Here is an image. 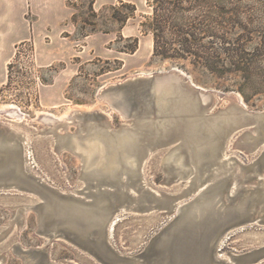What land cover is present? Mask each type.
Segmentation results:
<instances>
[{
	"label": "water",
	"instance_id": "95a60500",
	"mask_svg": "<svg viewBox=\"0 0 264 264\" xmlns=\"http://www.w3.org/2000/svg\"><path fill=\"white\" fill-rule=\"evenodd\" d=\"M102 92L112 108L124 111L118 128H110V113L99 110L76 111L75 132L58 131L67 121L48 128L58 150L80 158L87 181L83 194L65 193L39 175L29 134L0 122V194L38 200L15 206L5 235L17 234L32 208L40 233L70 241L100 264H258L264 245L230 256L233 260L224 257L221 245L258 214L264 218V110L246 109L236 91L208 92L178 67L139 73ZM223 98L229 104L215 108ZM236 136L253 156L240 165L250 175L233 172L227 161ZM156 152L163 153L161 164L170 174L166 185L188 180L182 193L141 189L144 168ZM151 203L168 213L167 223L143 251L116 249L111 237L123 213L150 211ZM13 248L25 254V264H53L40 248Z\"/></svg>",
	"mask_w": 264,
	"mask_h": 264
},
{
	"label": "rangeland",
	"instance_id": "374dc122",
	"mask_svg": "<svg viewBox=\"0 0 264 264\" xmlns=\"http://www.w3.org/2000/svg\"><path fill=\"white\" fill-rule=\"evenodd\" d=\"M48 15L38 17L41 5H30L23 14L29 27L28 35L13 45L0 60V122L9 123L29 134L32 162L39 175L65 193L83 194L87 181L82 178V162L68 149L58 150L49 127L56 120L67 121L58 131H77L80 120L76 111L99 110L109 112L108 125L115 129L124 123L123 112L112 108L102 92L109 85L124 81L139 73H151L178 67L189 75V80L210 92L237 90L225 87L231 83L205 70H197L188 61H171L153 56V35L142 23L153 13L150 0H51ZM131 5L135 9L132 10ZM192 8L185 12L182 21L193 25L196 35L206 33L207 49L199 52H223L213 36L247 43V50L258 58L250 69L264 72V0H193ZM45 6V5H44ZM37 9V10H36ZM129 17L125 18L126 15ZM169 38V33H164ZM129 38L137 39L134 51H128ZM239 93V92H238ZM250 95L245 108L264 110V90ZM115 101V100H114ZM229 104L219 100L215 108ZM15 108V109H14ZM130 111L136 106H128ZM14 113L21 122L7 114ZM66 118V120H64ZM103 121V120H100ZM52 123V124H50ZM52 128V129H53ZM228 163L231 170L243 176L252 170L241 166L249 163L248 147L240 136L230 143ZM163 153L156 152L144 168L140 179L141 189L166 190L182 193L183 184L166 185L170 174L162 166ZM241 165V166H240ZM242 169H241V168ZM36 198L26 195L0 194V264H25L27 258L19 249L40 248L53 264H100L83 249L61 237L48 239L39 232L38 213L25 212L24 227L14 236L3 230L14 216L15 206L34 203ZM150 211L127 209L117 222L111 240L123 253L143 251L149 239L168 221L163 207L151 203ZM264 245V218L258 214L253 223L232 231L221 245V253L229 260L232 255L247 252ZM258 264H264V257Z\"/></svg>",
	"mask_w": 264,
	"mask_h": 264
},
{
	"label": "trees",
	"instance_id": "16d2710c",
	"mask_svg": "<svg viewBox=\"0 0 264 264\" xmlns=\"http://www.w3.org/2000/svg\"><path fill=\"white\" fill-rule=\"evenodd\" d=\"M153 13L142 23L145 30L153 35V56L171 61H188L193 68L205 70L210 74L226 78L231 81L225 87L237 90L244 101L250 100V95L246 93L252 90L259 93L264 90V72H257L250 69L258 58L255 51L258 44L253 48V52L247 50V43H240L238 39L231 41L224 37H215L220 44H228V47L221 46L223 52L217 50L213 52H199L195 49L199 47L207 49V44H215V41L204 40L209 36L206 33L196 35L191 31L193 25L187 21H182L185 12L192 8L193 0H150ZM132 12L135 7L131 5ZM129 17L127 14L125 18ZM164 33H169L170 37L165 38ZM131 43L128 51L132 52L137 47V39L129 38Z\"/></svg>",
	"mask_w": 264,
	"mask_h": 264
},
{
	"label": "crops",
	"instance_id": "0c3cea01",
	"mask_svg": "<svg viewBox=\"0 0 264 264\" xmlns=\"http://www.w3.org/2000/svg\"><path fill=\"white\" fill-rule=\"evenodd\" d=\"M51 0H0V60L6 56L10 45L24 39L28 35L29 27L23 20L27 5L33 10V5H41L38 17L48 15ZM45 5V6H44ZM1 78L0 81L2 80Z\"/></svg>",
	"mask_w": 264,
	"mask_h": 264
},
{
	"label": "bare ground",
	"instance_id": "6f19581e",
	"mask_svg": "<svg viewBox=\"0 0 264 264\" xmlns=\"http://www.w3.org/2000/svg\"><path fill=\"white\" fill-rule=\"evenodd\" d=\"M15 109V108H14ZM11 119L17 120L18 122H21L20 119L14 114V113H9L7 114ZM8 124L12 125V126H16L14 125V123L12 121H10ZM17 127V126H16ZM19 128V127H18Z\"/></svg>",
	"mask_w": 264,
	"mask_h": 264
}]
</instances>
